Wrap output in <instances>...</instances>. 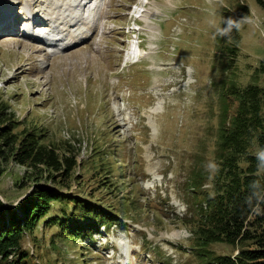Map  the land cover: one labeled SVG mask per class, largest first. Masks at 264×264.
Instances as JSON below:
<instances>
[{
    "label": "rangeland",
    "instance_id": "obj_1",
    "mask_svg": "<svg viewBox=\"0 0 264 264\" xmlns=\"http://www.w3.org/2000/svg\"><path fill=\"white\" fill-rule=\"evenodd\" d=\"M106 1L104 29L64 56L49 57L21 35L0 34V103L20 121L17 131L36 129L77 161L64 185L53 182L52 171L31 176L25 166L0 163V199L15 208L35 191L56 189L108 216L83 223L86 238L40 222L35 236L23 241L27 264H206L183 219L191 215L193 194L201 199V192L212 191L215 174L205 166L215 162L225 105L229 116L237 106L228 89L264 84V73L256 74L264 64V36L246 26L231 40H213L205 0ZM224 4L217 6L218 19L240 18L250 7L264 17L257 0ZM143 9L148 19L140 16ZM132 35L151 52L137 63L126 57ZM201 169L196 192L190 182ZM60 206L51 213H61ZM66 210L71 214L72 203ZM235 248L210 245L233 257Z\"/></svg>",
    "mask_w": 264,
    "mask_h": 264
},
{
    "label": "trees",
    "instance_id": "obj_2",
    "mask_svg": "<svg viewBox=\"0 0 264 264\" xmlns=\"http://www.w3.org/2000/svg\"><path fill=\"white\" fill-rule=\"evenodd\" d=\"M257 2L264 8V0ZM234 48L227 50L234 52ZM259 73H264V64L256 70V74ZM226 94L237 101V106L229 116L227 103L221 115L215 152L219 171L214 175L212 191L201 192V199L193 194L195 198L189 203L191 215L183 221L191 226L190 241L198 260L206 259V264H264V206L259 214H253L245 204L249 184L257 178L255 149L264 148V84L256 81L246 86L232 85ZM8 108L0 103V163L13 161L25 166L31 176L52 171L55 174L49 176L53 182L64 185L77 165L75 158L46 143L44 135L36 129L17 131L20 121ZM3 172L0 168V177ZM203 177L202 169L194 171L190 185L196 192V188L203 185ZM72 199L62 191L49 188L35 191L15 208L0 199L2 264H27L30 254L23 249V241L27 235L35 236L40 222L48 226L57 224L75 238L76 234H81V225L96 215L108 218L93 204L78 199L69 202ZM55 203L61 205V213H51ZM69 203H72L71 214L66 210ZM69 215L70 225L66 222ZM87 235L86 232L80 236L86 238ZM217 242L236 246L238 254L234 257L216 254L210 245ZM12 255L17 259L9 260Z\"/></svg>",
    "mask_w": 264,
    "mask_h": 264
},
{
    "label": "bare ground",
    "instance_id": "obj_3",
    "mask_svg": "<svg viewBox=\"0 0 264 264\" xmlns=\"http://www.w3.org/2000/svg\"><path fill=\"white\" fill-rule=\"evenodd\" d=\"M104 1L21 0V4L10 5L3 3L0 4V34L7 32L10 34L7 36L13 38L23 33L21 36L25 37L24 41L40 47L49 57L56 54L64 56L62 53L66 49H70L83 42L86 46L89 45L95 39V36L104 29L103 20L106 12ZM152 12L155 14L154 11ZM147 14L151 15L150 11L143 9V14L140 16L148 19ZM25 18H31L35 23L42 24V27H36L35 29V26L31 23L33 29L29 25L19 28L17 23ZM147 24L146 26H150L148 31L154 33L155 27L149 25V23ZM140 29H144L145 31L148 28L143 26ZM153 39L155 40V38ZM154 47L151 46L150 49ZM149 53L151 52L142 51L141 53H137V56L133 57L131 63H137ZM45 63L43 61V64Z\"/></svg>",
    "mask_w": 264,
    "mask_h": 264
},
{
    "label": "clouds",
    "instance_id": "obj_4",
    "mask_svg": "<svg viewBox=\"0 0 264 264\" xmlns=\"http://www.w3.org/2000/svg\"><path fill=\"white\" fill-rule=\"evenodd\" d=\"M208 5L209 18L207 23L213 30L212 39H216L217 36L222 38H228L231 40L233 31L240 32L246 26L253 31H259L261 36H264V17H261L255 13L250 7V14L244 15L240 18L224 17L217 18V6H225L224 0H205ZM257 164V178L253 179L249 184V193L245 198V204L249 211L253 214H259L264 206V180L260 177H264V148H258L254 153ZM206 170L210 174H215L219 171V166L210 161L206 166Z\"/></svg>",
    "mask_w": 264,
    "mask_h": 264
}]
</instances>
